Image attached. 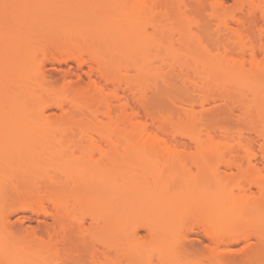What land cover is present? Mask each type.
<instances>
[{"label": "bare ground", "instance_id": "6f19581e", "mask_svg": "<svg viewBox=\"0 0 264 264\" xmlns=\"http://www.w3.org/2000/svg\"><path fill=\"white\" fill-rule=\"evenodd\" d=\"M77 1L0 0V210L15 199L31 203L48 201L56 206L58 212L69 211L66 205L68 178L51 174L50 168L42 166L43 159L33 154L31 146L34 143L49 139L96 140L102 146V142H105L109 149L104 151L102 158L106 155L104 160L109 165L115 164L121 156V160L128 157L125 151L118 154L115 151L117 148L169 149L166 136L187 137L200 148L211 152L228 151L236 147L226 140L233 137L235 132L220 120L226 112L225 108L230 107L229 102H226L229 100L225 94L218 97L213 87L220 84V78L223 80L227 77L230 82L241 87L255 89V94L259 90L256 87L264 86V65L245 67L241 59L242 63L230 55L228 42L223 40L222 45L215 44L217 36H214L213 42L206 25L201 26L200 33L203 38L209 37L212 41L208 38L204 44L198 43L199 41L190 44L184 36L187 20L185 15L180 14H186L181 9L189 5L196 9L208 6L210 15L217 16L218 23L214 22L217 30L215 34L227 36L228 32L223 30L228 25L225 22L227 19L224 21L225 17L212 13L223 9L224 0H114L120 4L122 11L129 13L130 18L120 15L117 5L113 12L104 11L101 15H95L92 9L68 11L67 4ZM92 2V6H96L100 0ZM78 5L79 3L76 6ZM116 10L122 18L116 15ZM175 23L177 30L172 28ZM222 25L224 27L220 28ZM129 27H135L136 33L131 32ZM170 27L172 32L176 31L178 40L185 38L186 41L184 39L181 43L173 38L175 44L172 45L170 37H174V34L168 36L166 32L171 30ZM178 31L183 33L182 38L178 36ZM176 41L181 47L176 46ZM112 52L123 59L114 62L116 60L110 56ZM82 53L87 54L90 62L88 80L85 82L80 76L73 79L69 70L65 71L60 66L59 69L64 73L61 76L62 84L57 86L52 81L53 74L47 72L46 64L57 63L59 66L65 57ZM183 58L202 69L201 85L196 94L184 87L183 82H186L187 77L175 69L177 65H182ZM125 61L134 64L138 70L137 79H126L122 67L126 64ZM154 61L160 66L157 67ZM238 76H241L239 82ZM187 80L189 83V79ZM111 85H114L115 91L110 90ZM120 85L123 88L118 89ZM125 92L126 95H131L144 114L141 109L138 110V107L129 103L127 98L130 95L126 97ZM217 98L224 101V105L227 104L223 108L225 112L218 107L217 111L213 104L209 105ZM229 110L232 112V109ZM39 133L43 136L36 137ZM236 134L243 137L242 131H237ZM174 155L176 156H166L165 161L179 162V155ZM229 161H226V166L232 165V160ZM99 171L100 204L103 201L104 187L112 194L107 203L116 216L118 213H125L124 208L127 206L134 207L126 201L125 185L116 184L117 175L116 179L113 175L115 172L107 175L104 169L100 168ZM207 172L209 175L210 171ZM203 174L198 178L200 187L195 192L197 198L204 201V207L216 203L220 207L225 204H230L231 207L230 220L224 219L218 226L212 224L205 227L206 236L212 241L239 231L244 232L246 237L253 236L256 243L249 249L250 254L240 262L264 264V228L259 223L260 220H253L256 222L254 223L251 216L250 220L247 219L253 212L264 215V203H257L258 198L236 194L228 188V178L220 177L218 172L214 173L216 176L212 174L213 177L211 174L210 177ZM195 176L197 179L199 175ZM252 180L248 183L255 185L258 192L263 193L264 179ZM238 189L241 190L242 187L239 186ZM186 197L182 190H178L168 200L166 197L159 200L158 209L168 213L164 223L169 228H172V224H178L177 218L182 206L188 202ZM217 207L223 217L225 209ZM7 222L8 216L3 210L0 212V236ZM45 237L37 239L41 250L51 252L54 243L60 242L62 245L64 259L58 255L55 259L71 262L85 258V254L77 249L81 244L76 240L66 244L67 236L59 239L58 233H49ZM106 242L108 244L109 241ZM83 247L86 244L83 243L82 249ZM10 254L8 248L0 246V261L6 260ZM90 257L94 256L90 254ZM237 260L231 254L215 252L207 258V264H236ZM173 261L176 260L172 258L166 263L172 264Z\"/></svg>", "mask_w": 264, "mask_h": 264}, {"label": "rangeland", "instance_id": "374dc122", "mask_svg": "<svg viewBox=\"0 0 264 264\" xmlns=\"http://www.w3.org/2000/svg\"><path fill=\"white\" fill-rule=\"evenodd\" d=\"M77 3H79L78 6H76ZM93 4L92 0H78L69 2L66 7L68 11L73 12H78V9H92L95 15H101L104 11L113 12V8L117 5L120 15L129 17V13L122 11L120 4L114 0H100L95 4L96 6H92ZM208 8L206 10L196 9L189 5L187 8L181 9L182 13H186L180 15L186 16L184 17L187 20L185 23L187 27L184 30L187 28V31L185 30L186 35L184 34V36L187 42L190 44L197 43V41L201 44L207 42L206 39L209 37L203 38L200 33L201 26L206 25L210 36L212 34L213 42L215 39H217L215 44L222 45L224 41L228 42L230 55L237 60L241 59L243 63L240 61L245 67L249 68L255 64L264 65V0H224L223 9L212 13L225 17L224 21L227 19L225 21L228 24L227 27L224 25L220 27H224V32H228L227 36L226 34L223 36L221 32V35L215 34L217 33L215 25L218 21L217 16L210 15L211 10ZM170 14L169 10L168 15ZM116 15L122 18L118 15L117 10ZM170 24L172 26V23ZM176 26L175 23L172 28H176ZM129 28L132 30L131 32L136 33L135 27ZM172 28L166 32L168 36L174 34V37H170L173 40L171 43L173 45L175 44L173 38L177 39V33L176 31L172 32ZM178 33L180 34L178 36L182 38L181 34L183 33L179 31ZM212 38L209 39L212 41ZM184 39L178 41L182 43ZM178 45L179 43L176 41V46ZM110 56L116 60L114 62L123 59L113 52ZM65 58L59 66L57 63L46 64L47 72L53 74L52 81L56 82L57 86L62 84L61 76L64 71L59 69L61 66L63 70H69L73 79L80 76L86 82L90 64L87 54L82 53ZM125 63L122 67H124L123 72L126 79L130 81L137 79L138 70L134 64L126 61ZM181 63L182 65H177L175 69L189 79V83L187 79V83L183 82L184 87L186 89L188 87V91L191 90L190 92L196 94L201 85L202 69L188 59H181ZM158 65L159 63H157V67L160 66ZM238 77L237 82L241 76ZM229 79L228 77L223 80L220 78V84L213 89L218 97L224 94L228 96L229 101L226 102H229L228 106L230 107L225 108V112L223 108L227 104L224 105L225 102L223 101V103L218 98L209 104L224 110L225 114L223 113L220 121L223 120L235 132L233 137L226 140L236 147L228 149V151L215 150L211 152L200 148L187 137L166 136L169 149L132 147L124 150L123 147L117 148L115 151L118 154H123L125 151L128 157L121 160L122 156L119 157L117 154L119 158L118 161H115L116 165H109L104 160L106 155L104 159L102 158L104 151L109 149V147L106 148L108 145H105V142H102L101 146V142L96 140L65 139L60 141L49 139L43 140L42 143L32 144L34 156L43 159V167L50 168L51 174L68 178L66 205L69 211L67 213L58 212L56 206L48 201L41 203L22 202L15 199L10 201L6 207L0 210V212L4 210V214L8 216L6 227L4 226L1 230L0 246L4 245L11 254L6 260L0 261V264H168L167 260L172 258L176 260L172 264H207V258L215 252L231 254L238 259L236 264H242L240 260L250 254L249 249L256 243L255 238L253 236L246 237L244 232L239 231L216 241L210 240L204 232L205 227L212 224L218 226L224 219L230 220L228 218L231 207L230 204L220 207L221 205L217 203V205L211 204L204 207L202 204L204 201L198 199L197 192H195L200 187L198 178L201 174L205 173L207 177H210L211 174L213 177V175L216 176L214 173L218 172L220 177L228 178L230 181L228 188L236 194L242 197L258 198L257 203H264V192H258L255 185L248 183L252 179V181L264 179V86L256 87L260 91L256 90L257 94H255V89L251 88V91L248 87H241L235 82H230ZM177 81L179 83V79ZM180 82L182 81L180 80ZM121 87L123 88L120 85L118 89ZM109 88L114 90L115 87L111 85ZM127 95L130 94L127 93ZM127 99L132 106L139 108L136 101L132 100L131 95ZM213 106L211 107L213 108ZM215 108L214 110H216ZM229 109H232V112ZM143 112L141 109L142 114H144ZM237 131H242L243 137H238ZM41 136H43L42 133L36 134V137ZM126 149L128 150L126 151ZM207 151L209 154L211 152L212 156L207 154ZM173 153L179 155L180 161L176 163L165 161L166 156H176ZM229 160H232L233 163L226 166L228 163L226 161ZM100 168L104 169V173L107 172V175L114 171L116 174L114 172L112 174L115 175V179L117 175L116 184H123L126 187L124 196L128 205L134 207L127 206L128 211L127 208H124L128 213L123 210L125 212L122 213L123 216L118 212L116 216V213L114 214L109 207L110 204L107 203V200L112 194L104 187H102L103 201L100 204L101 188L98 185ZM207 171H210L209 175ZM195 175H199L197 179ZM239 186L242 187L241 190L238 189ZM178 190L183 191L188 202L182 206L177 218L178 224H172V228H169L164 223L168 213L158 209V202L163 197L168 200ZM239 202H237L238 205L241 203ZM217 206L221 210L225 209L223 217ZM249 218L252 222L260 220L259 223L264 228V215L260 216L258 212H253L247 219L250 220ZM49 233H58L59 239L67 236L66 244L76 240L78 244H81L77 249L85 254V258L71 262L62 260L64 251L61 249L60 242L54 243L51 252L38 248L37 239L45 237ZM106 241L111 243L107 244ZM114 241H117L118 244ZM83 243L86 244V247L82 249ZM90 254L94 257L91 258ZM57 255L62 259H55ZM252 264L261 263L253 262Z\"/></svg>", "mask_w": 264, "mask_h": 264}]
</instances>
